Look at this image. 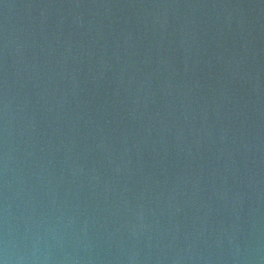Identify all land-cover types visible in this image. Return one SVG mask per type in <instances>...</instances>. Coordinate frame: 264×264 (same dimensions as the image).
<instances>
[{"label":"water","instance_id":"1","mask_svg":"<svg viewBox=\"0 0 264 264\" xmlns=\"http://www.w3.org/2000/svg\"><path fill=\"white\" fill-rule=\"evenodd\" d=\"M0 264H264V0H0Z\"/></svg>","mask_w":264,"mask_h":264}]
</instances>
